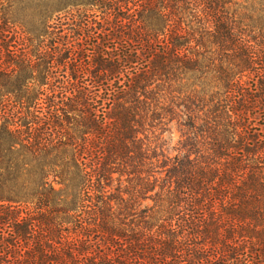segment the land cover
<instances>
[{"label":"trees","instance_id":"trees-1","mask_svg":"<svg viewBox=\"0 0 264 264\" xmlns=\"http://www.w3.org/2000/svg\"><path fill=\"white\" fill-rule=\"evenodd\" d=\"M28 2L0 0V264H264V0Z\"/></svg>","mask_w":264,"mask_h":264},{"label":"rangeland","instance_id":"rangeland-1","mask_svg":"<svg viewBox=\"0 0 264 264\" xmlns=\"http://www.w3.org/2000/svg\"><path fill=\"white\" fill-rule=\"evenodd\" d=\"M36 1H39V0H29V2H28L29 9H31L34 12H35ZM163 139L166 142L165 141L164 142H162V141L158 142V147H163V149L166 151V153L173 154L171 148H172V146H174V144L177 140V136L164 134ZM149 143L151 145V148L153 150H155L154 148H156V140L150 139Z\"/></svg>","mask_w":264,"mask_h":264}]
</instances>
